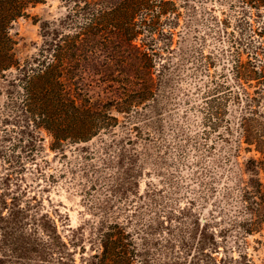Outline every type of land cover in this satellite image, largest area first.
Segmentation results:
<instances>
[{
	"label": "rangeland",
	"instance_id": "rangeland-1",
	"mask_svg": "<svg viewBox=\"0 0 264 264\" xmlns=\"http://www.w3.org/2000/svg\"><path fill=\"white\" fill-rule=\"evenodd\" d=\"M169 1L172 12L151 26L173 32L167 74L154 102L138 109L132 119L137 127L130 129L125 114L111 108L116 126L59 150L50 149L49 137L39 133L35 163L24 160L27 169L20 171L19 187L30 186L21 200L30 203L18 212L17 225L24 230L30 219H38L50 238L44 241L38 232L25 236L34 242L32 260L6 258L1 264H93L101 220L116 222L132 235L137 250L132 264H188L189 256L184 258L175 241L187 234L216 249L210 253L217 260L245 252L251 264H264V221L260 232L242 231L248 213L240 187L250 178L244 163L251 153L241 143L236 156L239 104L224 106L214 130H203L200 109L201 90L211 78L230 82L232 40L255 38L251 30H258L260 22L240 24L236 0ZM74 2L82 4L44 0L17 18L10 29L16 56L28 57L47 34L70 32L81 24L85 17ZM105 58L99 53L87 60ZM78 87L77 103L117 98L87 73Z\"/></svg>",
	"mask_w": 264,
	"mask_h": 264
},
{
	"label": "trees",
	"instance_id": "trees-1",
	"mask_svg": "<svg viewBox=\"0 0 264 264\" xmlns=\"http://www.w3.org/2000/svg\"><path fill=\"white\" fill-rule=\"evenodd\" d=\"M43 1L0 0V262L32 260L34 242L25 236L38 232L44 241L50 238L38 219L28 218L30 225L24 230L17 225L18 212L26 211L30 203L21 200L30 186L19 187L20 171L27 169L24 160L35 163L39 133L49 137L48 147L54 150L87 141L117 125L111 108L125 114L130 129L137 127L132 119L141 105L154 102L169 66L173 32L151 28L172 12L169 0H80V7L74 2L85 20L70 32L47 34L34 53L18 58L11 24ZM236 7L240 24L259 20L258 30H251L256 37L232 40L230 82L211 78L201 90L200 109L203 130H214L224 106L239 104L236 156L241 143L251 153L244 163L250 178L240 187L248 213L242 231L250 234L260 232L264 221V0H236ZM99 53L105 60H87ZM205 58L201 55L200 60ZM204 64L208 72L210 63ZM84 73L104 83L117 98L95 105L77 103L78 81ZM97 238L100 250L91 255L93 264H132L137 250L124 226L101 220ZM175 241L184 258L189 256L188 264H251L245 252L237 254L238 259L217 260L210 253L213 248L194 242L190 234Z\"/></svg>",
	"mask_w": 264,
	"mask_h": 264
}]
</instances>
